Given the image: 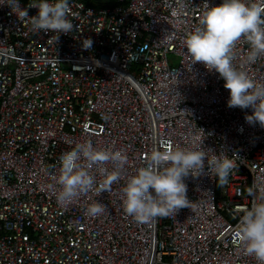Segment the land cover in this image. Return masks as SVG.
<instances>
[{
    "label": "built area",
    "instance_id": "2783aa9c",
    "mask_svg": "<svg viewBox=\"0 0 264 264\" xmlns=\"http://www.w3.org/2000/svg\"><path fill=\"white\" fill-rule=\"evenodd\" d=\"M117 1L70 0L74 29L55 42L0 6V264H257L235 228L252 202L248 187L264 183V128L246 122L251 108L228 107L224 80L186 53L204 0ZM29 3L20 0L31 17ZM247 52L241 38L234 65L264 83V57L244 63ZM86 139L126 152L128 174L166 142L203 141L214 154H237L238 167L219 185L205 161L202 175L185 179L190 207L141 224L123 211L124 178L57 204L48 185L59 156ZM95 201L105 211L89 216Z\"/></svg>",
    "mask_w": 264,
    "mask_h": 264
},
{
    "label": "clouds",
    "instance_id": "9594fccd",
    "mask_svg": "<svg viewBox=\"0 0 264 264\" xmlns=\"http://www.w3.org/2000/svg\"><path fill=\"white\" fill-rule=\"evenodd\" d=\"M4 5L21 21L27 19L32 31L52 32L54 42L61 34H69L74 29L69 18L70 0H30L29 7L38 9L31 17L27 8L20 7V0H0V6ZM177 11L182 12V6L173 9V14ZM241 38L248 44L244 63L252 64L264 57V0H221L213 6L204 0L199 23L186 35L184 45L192 63L202 62L206 69L215 70L224 80V87L229 90L227 106L251 108V114L245 115L246 122L258 123L264 128V83H255L233 63L234 45ZM91 43L86 38L82 46L88 48ZM178 83L179 80L175 85ZM174 95L177 103L179 93ZM202 143L193 147H173L167 142L154 146L146 154L144 164L128 174L126 152L112 147L98 148L86 139L61 153L58 175L48 187L54 192L57 204L66 207L81 194L108 191L114 182L124 178L123 211L135 222L148 224L190 207L185 179L202 175L205 161L208 173L217 178L219 185L226 184L230 173L237 169L234 158L237 154L217 155L211 149H204ZM109 164L111 168L107 167ZM247 192L252 202L242 211L235 236L246 254L253 256L257 264H264V183L254 182ZM85 211L89 216H97L105 211V205L95 201Z\"/></svg>",
    "mask_w": 264,
    "mask_h": 264
},
{
    "label": "trees",
    "instance_id": "16d2710c",
    "mask_svg": "<svg viewBox=\"0 0 264 264\" xmlns=\"http://www.w3.org/2000/svg\"><path fill=\"white\" fill-rule=\"evenodd\" d=\"M86 5L92 6L95 8L102 7V6H116L118 4L117 0H81Z\"/></svg>",
    "mask_w": 264,
    "mask_h": 264
},
{
    "label": "rangeland",
    "instance_id": "374dc122",
    "mask_svg": "<svg viewBox=\"0 0 264 264\" xmlns=\"http://www.w3.org/2000/svg\"><path fill=\"white\" fill-rule=\"evenodd\" d=\"M168 60L171 62L172 65H176L178 61L176 57L172 56H168Z\"/></svg>",
    "mask_w": 264,
    "mask_h": 264
}]
</instances>
